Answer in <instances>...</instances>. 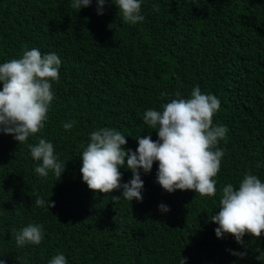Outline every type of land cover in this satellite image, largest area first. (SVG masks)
Listing matches in <instances>:
<instances>
[{
    "label": "trees",
    "instance_id": "obj_1",
    "mask_svg": "<svg viewBox=\"0 0 264 264\" xmlns=\"http://www.w3.org/2000/svg\"><path fill=\"white\" fill-rule=\"evenodd\" d=\"M71 3L0 0V64L33 48L61 59L44 128L22 144L0 132V259L49 264L63 254L67 264H264L256 251H264V233L240 244L230 234L217 237L210 220L224 186L238 188L249 173L264 182V0H141L145 19L134 25L123 21L115 0H106L103 14L97 0L80 10ZM197 85L220 100L213 125L228 129L216 146L224 157L215 196L167 192L157 182L158 162L150 173L140 170L142 202L123 199L122 189L88 188L80 169L91 132L115 128L128 141L122 147L135 151L137 137L158 139L144 112L189 98ZM40 138L66 163L59 180L51 170L47 177L35 172L29 144ZM126 164L121 183L133 178ZM37 197L45 207L35 206ZM29 224L43 226V240L17 247L13 229Z\"/></svg>",
    "mask_w": 264,
    "mask_h": 264
},
{
    "label": "clouds",
    "instance_id": "obj_2",
    "mask_svg": "<svg viewBox=\"0 0 264 264\" xmlns=\"http://www.w3.org/2000/svg\"><path fill=\"white\" fill-rule=\"evenodd\" d=\"M92 0H72L71 8L88 7ZM98 13L103 14L106 0H97ZM123 21L129 24L143 22L141 0H115ZM61 59L56 53L42 54L37 48L25 50L22 57L0 64V132L12 135L19 144L44 128L50 105L54 99L52 81H59ZM179 97V93L176 94ZM162 111L148 109L143 122L156 129L157 140L151 134L137 137L135 151L125 149L126 136L115 128L103 127L90 133V143L83 150L81 159L83 182L90 190L109 194L122 189L123 199L143 200L144 182L140 170L150 173L158 162L157 182L164 190H192L201 197L216 195V180L221 169L224 151L217 146L226 137L228 129L213 125V117L221 107L220 100L212 94L202 93L199 85L194 87L189 98H177L163 104ZM75 121L63 124L70 130ZM33 160L39 162L35 172L47 177L54 172L58 180L65 171L66 163L54 154L51 142L40 138L35 145L29 144ZM133 173L127 183H121L120 168L125 166ZM118 202L120 196H113ZM218 213L210 220L218 225L217 237L225 234L235 237L243 244L245 235L259 238L264 233V182L256 175L247 174L238 188L228 184L222 188ZM35 206L45 207L42 197L35 199ZM50 209L54 201L47 203ZM159 208L168 212V206ZM17 247L26 244L39 245L44 238L42 225L29 224L19 231L13 229ZM258 260L264 261V251L257 249ZM243 258L246 252H233ZM0 264L6 262L0 259ZM49 264H67L63 254L54 256ZM180 264H186L182 258Z\"/></svg>",
    "mask_w": 264,
    "mask_h": 264
}]
</instances>
